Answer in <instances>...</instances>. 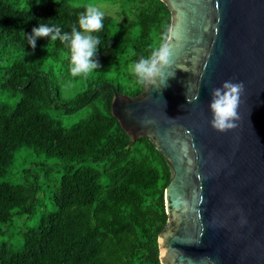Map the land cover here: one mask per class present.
<instances>
[{
    "label": "trees",
    "instance_id": "trees-1",
    "mask_svg": "<svg viewBox=\"0 0 264 264\" xmlns=\"http://www.w3.org/2000/svg\"><path fill=\"white\" fill-rule=\"evenodd\" d=\"M92 1L0 0V264H161L171 168L150 139L131 142L112 101L114 88L144 89L131 67L159 46L171 11L162 0H107L121 11L104 12L94 33L101 67L73 77L64 44L40 37L33 49L25 33L41 22L70 31ZM84 108V119L64 125Z\"/></svg>",
    "mask_w": 264,
    "mask_h": 264
},
{
    "label": "water",
    "instance_id": "water-1",
    "mask_svg": "<svg viewBox=\"0 0 264 264\" xmlns=\"http://www.w3.org/2000/svg\"><path fill=\"white\" fill-rule=\"evenodd\" d=\"M162 1L180 36L175 76L112 101L131 142L150 139L171 168L161 264H264V0ZM228 80L245 91L221 132L209 104Z\"/></svg>",
    "mask_w": 264,
    "mask_h": 264
},
{
    "label": "clouds",
    "instance_id": "clouds-1",
    "mask_svg": "<svg viewBox=\"0 0 264 264\" xmlns=\"http://www.w3.org/2000/svg\"><path fill=\"white\" fill-rule=\"evenodd\" d=\"M104 18V11L95 5H89L79 14L78 26L72 25L70 31H64L58 24L41 22L38 27L32 29L31 34L25 33V35L33 49L36 47L37 38L49 37L50 43L59 40L70 50L71 76H83L101 67L96 57L102 42L100 36L94 33H99L104 28ZM179 38V33L169 26L163 32L159 46L153 48L149 55L141 56L132 65L131 72L134 77L140 83L156 85L159 82L166 87L167 79L175 76V71L168 70L172 69L176 63L174 49L178 44L174 41H178ZM48 45L46 47L50 51ZM244 91L243 81L231 80L224 81L221 87L212 89L209 107L213 113L211 124L216 130L225 132L237 127L236 121L240 119L238 108ZM187 99L189 102L193 101L190 97ZM144 122L150 121H142Z\"/></svg>",
    "mask_w": 264,
    "mask_h": 264
},
{
    "label": "rangeland",
    "instance_id": "rangeland-1",
    "mask_svg": "<svg viewBox=\"0 0 264 264\" xmlns=\"http://www.w3.org/2000/svg\"><path fill=\"white\" fill-rule=\"evenodd\" d=\"M89 5H95V6L99 7L102 11L109 13V14H112V15H115L116 13H119L121 11V5L116 4L113 1L95 0V1L90 2ZM79 87H81V84L79 85ZM76 91H78L76 87L71 89L72 93H74ZM88 110H89V108H84V109H81L72 115L63 116L61 119H62L65 126L70 127V126L74 125L75 123L79 122L80 120L84 119ZM23 153L24 152H21V151L16 153V162L15 163H18L19 161L23 160V158H22ZM16 166H14V168ZM54 167L58 168V165H55ZM33 169L37 172H41V168L38 167L37 165L33 166ZM63 173H64V171L60 170L57 173V177H60ZM48 206H49V209L53 210V207L49 203H48ZM22 219H23L22 216H18V215L14 216L13 223L6 229L5 238H7V240L13 236L14 232L17 230V226L21 225ZM31 222H32L31 226H36L38 224L37 215L32 218Z\"/></svg>",
    "mask_w": 264,
    "mask_h": 264
}]
</instances>
